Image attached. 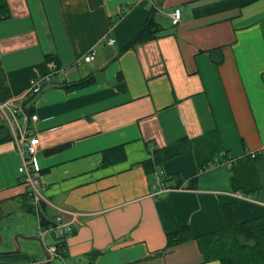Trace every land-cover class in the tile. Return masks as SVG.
<instances>
[{
	"label": "crops",
	"instance_id": "0c3cea01",
	"mask_svg": "<svg viewBox=\"0 0 264 264\" xmlns=\"http://www.w3.org/2000/svg\"><path fill=\"white\" fill-rule=\"evenodd\" d=\"M6 3L9 17L0 20V105L24 96L48 74L45 56L58 60L59 71L29 101L37 120L28 123L40 140L36 177L48 202L39 211L49 221L58 210L65 211V222L76 214L72 233L50 236V244L62 242L66 254L53 264H219L204 262L194 241L165 249L166 235L182 226L193 236L223 228L221 205H232L239 222L264 216V0ZM151 8L164 30L117 57ZM175 9L180 21L173 27ZM108 39L115 42L109 45ZM215 49L221 50L218 64L208 54ZM90 50L94 60L86 63ZM87 77L94 78L90 86L65 89ZM182 140L185 150L148 176L142 163L151 158L149 151ZM119 146L125 161L100 168L101 152ZM216 146L231 160L259 156L255 194L232 192L230 168L205 171L209 162L199 173L198 162ZM57 148L62 149L52 152ZM19 165L14 141L0 142V234L11 229L37 236L40 213L34 207L35 213L27 211L32 204ZM176 175L184 191L151 196L153 178ZM193 178L196 187L187 189ZM26 213L37 217L36 227ZM30 242L24 257L6 253L9 246L1 250L0 264L42 263L38 244Z\"/></svg>",
	"mask_w": 264,
	"mask_h": 264
},
{
	"label": "trees",
	"instance_id": "16d2710c",
	"mask_svg": "<svg viewBox=\"0 0 264 264\" xmlns=\"http://www.w3.org/2000/svg\"><path fill=\"white\" fill-rule=\"evenodd\" d=\"M6 0H0V20L9 17ZM5 12V13H4ZM157 11L151 8L149 15L134 38L119 50L118 56L122 55L125 51L132 50L136 45L154 40L164 28L156 20ZM208 54L214 64L221 61V50L215 49L208 51ZM215 56H218L215 58ZM116 57V58H117ZM45 60L48 63L54 62L58 66L56 55H47ZM94 78L87 77L77 82L70 83L65 86L66 90H78L93 84ZM33 98V97H31ZM29 98L28 102L31 100ZM11 140L8 130H5L0 124V142ZM185 140L180 141L174 146L165 147L159 150L149 151L151 158L142 163V166L148 176H153L156 169L166 160L181 154L188 146ZM62 148H57L52 152H57ZM259 156L244 155L242 158L233 160L229 171L232 173L231 190L233 193L250 196L255 194L259 188V182L256 176L254 164ZM126 154L122 146L110 148L101 152L100 168H106L115 164L125 161ZM230 160V157L222 149L219 150L217 146L211 151L208 158L198 162L199 173L204 172L205 166L208 163H213L214 160L223 162ZM156 179H160L162 184L167 187H179L182 185V179L176 175L170 179H163L155 177L150 182V187ZM174 182L173 185H170ZM197 185V178L188 181L187 189H194ZM27 201H30L29 192H27ZM42 211L45 204L42 203ZM27 211L33 213V206L26 204ZM33 210V211H32ZM222 217L224 220L223 228L212 231L201 236H193L188 226L180 227L176 232L166 235V247L169 249L177 245L187 243L190 241L196 242L200 253L204 258V262H218L219 264H264V216L255 218L246 222H239L235 215L232 205H221L220 207ZM35 213V211H34ZM39 224L42 227L48 226L49 221L41 211H39ZM56 245L63 251L66 257L65 250L62 242H56Z\"/></svg>",
	"mask_w": 264,
	"mask_h": 264
},
{
	"label": "built area",
	"instance_id": "2783aa9c",
	"mask_svg": "<svg viewBox=\"0 0 264 264\" xmlns=\"http://www.w3.org/2000/svg\"><path fill=\"white\" fill-rule=\"evenodd\" d=\"M171 26H176L180 21V10L175 9L170 14ZM115 41L113 39H108L107 44L112 45ZM94 60V50H90L83 58V61L90 63ZM59 71L57 65L54 62L48 63V74L36 81L28 92L15 100H9L4 104L0 105V113L4 116L7 123V130L10 134L11 139L14 141L17 152L20 156V165L17 169L18 176L22 183L27 187L29 196L31 198V204L36 208V212L40 209L42 203L47 204V201L41 195L40 182L36 177L40 168L36 159V154L38 147L40 145V140L38 136L33 135L28 130V123L30 121L34 122L37 120V115L30 111L29 102L22 103L24 98L36 97L41 94L43 90V85L45 82H49L51 76ZM28 101V100H27ZM233 160H225L219 162L214 160V162L205 169V171L214 168L218 165L230 168ZM182 187H167L162 184L160 179H156L151 196L154 198H159L162 193L172 192V191H184ZM59 214L54 218L51 223L42 227L39 226L37 236L43 240L47 235L53 236L55 239L57 237L68 235L72 233L74 229V224L76 221V214L70 213V220L68 222L63 221L61 215L65 213L63 210H58ZM46 250L53 261L62 260V251L56 244H50L46 246Z\"/></svg>",
	"mask_w": 264,
	"mask_h": 264
},
{
	"label": "rangeland",
	"instance_id": "374dc122",
	"mask_svg": "<svg viewBox=\"0 0 264 264\" xmlns=\"http://www.w3.org/2000/svg\"><path fill=\"white\" fill-rule=\"evenodd\" d=\"M0 124L3 125L5 130H7V123H6L5 119H4V116L1 113H0ZM47 205H48V202H47ZM25 217L30 222V224L32 226L36 227V225H37V219H36L37 217L36 216L26 213ZM14 227H13V229H14ZM10 231H11V229H9V230L6 229L4 231L3 236L0 234L1 238H2V241H1V244H0V252H2L1 250L7 249L6 247H8V246L11 249V250H8V252L13 251L16 248L15 243H14V238L19 233H13V232H10ZM50 238L51 237L48 236V235L44 238L43 243H44L45 246L50 244V240H51ZM6 242H7V244H6ZM31 243L32 242H30V241L20 240V242H19L20 247H21L20 248V252L19 253H15V254L13 253V254H10V255L11 256L24 257L25 255L29 254L27 251H28V248H30L32 246Z\"/></svg>",
	"mask_w": 264,
	"mask_h": 264
},
{
	"label": "water",
	"instance_id": "95a60500",
	"mask_svg": "<svg viewBox=\"0 0 264 264\" xmlns=\"http://www.w3.org/2000/svg\"><path fill=\"white\" fill-rule=\"evenodd\" d=\"M19 240L36 242L38 244L40 252L42 253V255L44 257V261L40 264H53V261H52L50 255L48 254L44 243L42 242L41 238H39L37 236H23L22 234H17L14 238V243L16 246L15 250L10 251V252H6V253H8V254L19 253L20 252ZM1 241H2V238L0 235V244H1Z\"/></svg>",
	"mask_w": 264,
	"mask_h": 264
}]
</instances>
